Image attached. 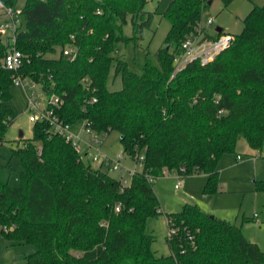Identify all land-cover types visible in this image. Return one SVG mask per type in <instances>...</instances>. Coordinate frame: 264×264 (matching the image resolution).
<instances>
[{"label":"trees","instance_id":"trees-1","mask_svg":"<svg viewBox=\"0 0 264 264\" xmlns=\"http://www.w3.org/2000/svg\"><path fill=\"white\" fill-rule=\"evenodd\" d=\"M2 2L17 10L18 0ZM146 3L25 0L15 42L0 34V146L17 117L10 103L13 78L22 75L62 99L49 108L64 123L83 120L104 136L117 130L123 153L137 161L144 155L125 184L84 158L50 120L34 121L33 136L11 149L22 163L18 181L0 178L3 235L37 248L24 264H264V249L240 226L193 202L166 213L173 229L168 254L153 247L147 226L164 213L155 179L204 173L209 194L220 190L219 162L235 151L240 136L263 153L264 4L253 6L243 30L215 59L191 60L175 73V53L197 30L209 0H171L163 12L171 26L157 62L147 58L136 72L114 51L134 38L123 30L129 17L135 33L150 26ZM67 45L74 54L64 53ZM12 47L25 55L17 70L3 65ZM113 67L114 78L122 79L117 90L108 87ZM256 188L264 190V180Z\"/></svg>","mask_w":264,"mask_h":264},{"label":"rangeland","instance_id":"rangeland-1","mask_svg":"<svg viewBox=\"0 0 264 264\" xmlns=\"http://www.w3.org/2000/svg\"><path fill=\"white\" fill-rule=\"evenodd\" d=\"M171 0H147L144 7L145 19L149 12L153 13L150 26L135 33L134 25L129 21L124 25V33L134 37L128 42H119L114 55L124 58L132 70L141 72V66L151 59L157 62L156 52L163 45L171 23L163 12ZM25 0H18L17 10L24 6ZM264 0H232L225 5L223 0H213L204 10L202 22L207 24L208 18L214 17L215 21L207 25L210 34H216V28L222 27L225 33L238 34L244 28V18L254 5H262ZM0 22L7 18L3 9H0ZM7 41L8 34L2 35ZM115 68H112L108 87L117 90L122 87L121 76L114 78ZM12 98L10 103L17 112V117L9 125L5 138L0 146V178L15 184L18 181L22 163L17 155L12 156L11 149L19 144H24L27 138L33 136L34 122L30 115L36 113L30 104L32 88L27 82L13 83L11 87ZM39 100L43 103L44 96ZM71 131L79 133L80 142L85 147L88 135L85 132L84 121L79 120L71 125ZM21 132L23 135H21ZM102 139L99 145L101 152L108 154L113 159H118V169L106 168L108 172L125 184L132 180V171L140 170L141 163L127 153H123L121 134L112 130L107 136L99 135ZM238 154L241 157H238ZM96 165V163H93ZM219 188L217 192L205 194L203 188L207 179L204 173L181 174L171 172L154 181V188L159 196L164 213L148 219L149 231L155 235L153 247L159 254L167 253L166 244V213L182 210L187 202H193L207 213L226 219L240 226L244 234L256 241L264 249V190L256 188L257 180H264V150L263 153L250 147L243 136L237 141L234 152L223 155L219 162ZM179 182V184H178ZM178 185V187H177ZM255 213L257 216H255ZM253 217V218H252ZM32 243H14L5 238L0 229V264H24L26 257L36 251Z\"/></svg>","mask_w":264,"mask_h":264},{"label":"built area","instance_id":"built-area-1","mask_svg":"<svg viewBox=\"0 0 264 264\" xmlns=\"http://www.w3.org/2000/svg\"><path fill=\"white\" fill-rule=\"evenodd\" d=\"M0 9H3L4 13L7 15V18L0 22V34H8V37L12 40V42H15L18 25L20 23V10H14L12 7L5 6L2 0H0ZM214 21V17L208 18L207 24H204L201 20L196 28L197 30L189 34L184 39L180 50L176 52L174 56L175 73L183 68L189 61L194 59H200V61L204 64L208 63L215 59L221 51L228 47L233 38L232 34H228L223 31L218 32L217 30L216 34H210L207 31V25L212 24ZM74 51L75 48L70 45H67L64 49V53L67 55L74 54ZM24 58L25 55L21 50L12 47L4 56L3 65L8 69L17 70L22 66ZM13 80L14 83L27 82L32 88L30 104L32 110L36 109V113H32L30 115V120L33 122L38 119L50 120L53 124V130L55 132L65 134L67 139L72 142L79 152H81L84 158L91 160L92 163H96L95 166L106 167L108 169L119 168L121 159L120 155L118 159L115 160L108 154L101 152L99 145H94V143L101 144L102 139L99 136L100 134L84 125L85 132L88 135V140H85V147H82L80 143L82 138L79 134H75L70 130L71 125L64 123L57 116L52 115V110L49 106L60 105L62 103V99L59 96L53 94L49 97L40 88V85L31 80L29 77L15 75ZM40 96H44V107L43 103L39 100ZM92 100L95 101L96 98L94 97ZM238 157L240 158L241 155ZM143 159L144 155L141 154L139 157L141 165L143 163ZM116 208L119 209L120 206H117ZM172 232L173 229H168V234H171Z\"/></svg>","mask_w":264,"mask_h":264},{"label":"crops","instance_id":"crops-1","mask_svg":"<svg viewBox=\"0 0 264 264\" xmlns=\"http://www.w3.org/2000/svg\"><path fill=\"white\" fill-rule=\"evenodd\" d=\"M73 133H75V134H79V133H76V132H74V131H72ZM240 154H238V156H239ZM169 173H171V172H169ZM169 173H166V174H169ZM179 183V182H178ZM255 216H257V214L255 213ZM253 218V217H252ZM166 227H167V231H166V244H167V246H168V252L167 253H163V254H168L169 252H170V248H169V245H168V243H167V234H168V223H167V218H166ZM250 239V238H249ZM252 240V239H251Z\"/></svg>","mask_w":264,"mask_h":264},{"label":"water","instance_id":"water-1","mask_svg":"<svg viewBox=\"0 0 264 264\" xmlns=\"http://www.w3.org/2000/svg\"><path fill=\"white\" fill-rule=\"evenodd\" d=\"M212 1H213V0H209V4H211ZM216 30H217L218 32H222V31H223V28L218 26V27L216 28ZM21 135H23L22 132H21ZM212 216H214V215H212Z\"/></svg>","mask_w":264,"mask_h":264}]
</instances>
